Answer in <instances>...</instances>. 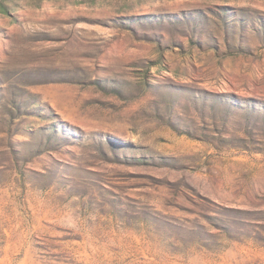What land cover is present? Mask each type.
<instances>
[{"label":"rangeland","instance_id":"obj_1","mask_svg":"<svg viewBox=\"0 0 264 264\" xmlns=\"http://www.w3.org/2000/svg\"><path fill=\"white\" fill-rule=\"evenodd\" d=\"M0 264H264V0H0Z\"/></svg>","mask_w":264,"mask_h":264}]
</instances>
